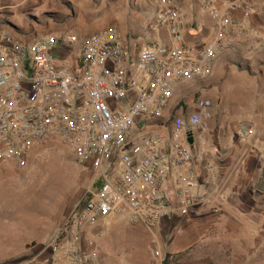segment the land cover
I'll use <instances>...</instances> for the list:
<instances>
[{"label": "built area", "instance_id": "2783aa9c", "mask_svg": "<svg viewBox=\"0 0 264 264\" xmlns=\"http://www.w3.org/2000/svg\"><path fill=\"white\" fill-rule=\"evenodd\" d=\"M196 1L213 21L214 36L203 46L186 42L181 0H149L146 28L166 38L142 48L115 27L36 38L0 28V163L25 168L35 148L56 139L79 168L94 172L97 185L34 258L6 264H104L99 228L109 218L124 215L153 231L211 203L216 171L210 165L209 180L200 179L189 139L213 118L212 102L201 99L170 128H150L165 121L177 89L212 76L218 58L264 48V28L252 24L263 5ZM73 55L75 66L67 58ZM253 132L241 125L237 135ZM153 255L163 264L156 246Z\"/></svg>", "mask_w": 264, "mask_h": 264}, {"label": "rangeland", "instance_id": "374dc122", "mask_svg": "<svg viewBox=\"0 0 264 264\" xmlns=\"http://www.w3.org/2000/svg\"><path fill=\"white\" fill-rule=\"evenodd\" d=\"M256 1L263 12L252 24L262 29L264 0ZM187 6L183 11L186 41L203 46L214 34H190L198 25L194 14L200 7L196 0H189ZM151 19L149 0H0V28L9 22L26 38L85 37L115 27L142 48L157 36L146 28ZM207 23L205 19L204 26ZM210 23L213 28L211 18ZM222 57H226L224 80L186 84L175 95L165 121L152 123L170 128L177 111L188 119L201 99L212 102L214 116L196 133L191 147L195 171L204 182L210 178V165L216 171V180L208 188L211 203L187 216L177 215L153 231L129 223L124 215L109 218L99 228L105 261L155 264L156 246L163 259L169 254L179 264H264V48H244ZM76 59L68 57L72 66ZM234 125L252 128L253 135L240 139L236 129L231 131ZM0 175L5 184L1 208L11 207L0 222L22 230L12 243H0V264L34 258L95 189L94 172L79 168L68 146L56 139L35 148L28 165L17 166L9 179ZM47 186L51 193L55 191L52 196Z\"/></svg>", "mask_w": 264, "mask_h": 264}, {"label": "crops", "instance_id": "0c3cea01", "mask_svg": "<svg viewBox=\"0 0 264 264\" xmlns=\"http://www.w3.org/2000/svg\"><path fill=\"white\" fill-rule=\"evenodd\" d=\"M181 1H183L184 2V5H185V7L183 8V11H185V10L187 11V7H188L187 6V3H188L189 0H181ZM197 5H198V3H197ZM151 11H152V9H151ZM190 13L192 14V12H190ZM194 15H195V20L197 21L198 25H197L196 28L193 29L194 33L193 32L192 33L190 32V34H194L192 36H198V35H201V34H203V35H209V33H212V32L214 34V30L212 31L213 28H210V24H211L210 23V18L211 17H210V15L208 13L202 11L201 8H200V11L195 10V14ZM205 19H207L208 20V23H209V24L207 23V27L204 26V24H203V21ZM211 21H212V19H211ZM212 23H213V21H212ZM184 31H185V29H184ZM165 36L166 35L164 34V32H160V33H157V36L156 37H161L162 40H164L166 38ZM190 42H191L190 44L188 42L187 43L189 45H196V46H199L200 45V43L198 41H196V40L195 41H191L190 40ZM131 44L134 46V44L132 42H131ZM223 58H226V57H220V58L217 59V61L215 62L214 68H213V74H212V76L210 78L204 80V81L213 82L215 84H218V82H220L221 80H224V72H225V70L223 68L224 67L223 66ZM183 88H184V86L181 87L180 89H177L176 92H175V95H177L181 91V89H183ZM175 95H174V98H175ZM211 96H213V95H211ZM181 114H182L181 111H177L176 112V115L178 117H181ZM240 126H237V125L232 126L231 127V131H235V129H236V135H237V131H238V129H239ZM157 129L158 128L156 127V125H152L151 128H150V130H157ZM198 131L199 130H197L196 133H198ZM167 132L168 131L165 130V133H167ZM196 133H194L195 134V138L193 139V145L195 144V141H196ZM194 169H195V165H194ZM15 172H17V164H15V163H0V174H4L5 179H9V176L8 175H10L12 173L14 174ZM202 173H203V171H202ZM199 177H200V179L202 181L204 180V176H202V174ZM4 185L5 184L4 183H1V181H0V198H1V196L3 194H5L3 192L4 191V188H5ZM166 190H167V193L170 192L169 186L166 187ZM170 193H169V195H170ZM210 194H211V197H212V192ZM9 210H11V207H10V209H9V207L8 208L7 207L1 208V204H0V221L3 220V219H5L7 217V213H9ZM13 210H15V209H13ZM21 232H22L21 227H17V225H12L11 226V225H9L8 222H6L5 224L2 223V222H0V243H12L14 241L13 238L14 237L15 238L19 237L20 234H21ZM53 235L51 236V238L53 237ZM103 262H104V264H112V263H114V264H120L119 263L120 261H118V260L115 261V262L114 261H111V260H110V262H107V260L105 261V257L103 259Z\"/></svg>", "mask_w": 264, "mask_h": 264}, {"label": "trees", "instance_id": "16d2710c", "mask_svg": "<svg viewBox=\"0 0 264 264\" xmlns=\"http://www.w3.org/2000/svg\"><path fill=\"white\" fill-rule=\"evenodd\" d=\"M97 185H95V188ZM86 198L81 202V205L85 202ZM163 264H179L178 259L167 254L164 258Z\"/></svg>", "mask_w": 264, "mask_h": 264}, {"label": "water", "instance_id": "95a60500", "mask_svg": "<svg viewBox=\"0 0 264 264\" xmlns=\"http://www.w3.org/2000/svg\"><path fill=\"white\" fill-rule=\"evenodd\" d=\"M4 26L5 27H8V28H10V29H13V30H15V31H19V29L15 26V25H13V24H11V23H9V22H6L5 24H4ZM189 144L192 146L193 145V139H189Z\"/></svg>", "mask_w": 264, "mask_h": 264}, {"label": "bare ground", "instance_id": "6f19581e", "mask_svg": "<svg viewBox=\"0 0 264 264\" xmlns=\"http://www.w3.org/2000/svg\"><path fill=\"white\" fill-rule=\"evenodd\" d=\"M58 179H59V178H58ZM47 183H48V182H47ZM53 183H54V182H53ZM48 185H49V183H48ZM49 187L51 188V186H49ZM46 188H48V186H47ZM50 188H48V190H49ZM53 189H54V188H53ZM48 190L46 189L45 192H48ZM51 190H52V189H51ZM53 192H55V191H53ZM53 192H52V193H53ZM48 193L50 194L51 191L49 190ZM52 193H51V194H52ZM51 194H50V195H51ZM54 194H55V193H54ZM47 195H48V194H47ZM50 195H49V196H50ZM40 196H41V195H40ZM51 196H52V195H51ZM41 197H42V196H41ZM47 199H48V198H47ZM37 203H38V202H37ZM45 206H46V205H45Z\"/></svg>", "mask_w": 264, "mask_h": 264}]
</instances>
